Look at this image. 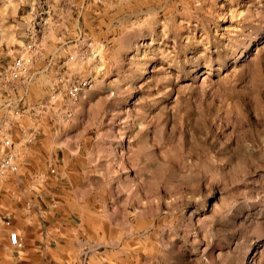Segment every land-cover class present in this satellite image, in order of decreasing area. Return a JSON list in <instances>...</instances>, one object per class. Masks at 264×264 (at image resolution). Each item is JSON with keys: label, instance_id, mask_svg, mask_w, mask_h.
<instances>
[{"label": "rangeland", "instance_id": "obj_1", "mask_svg": "<svg viewBox=\"0 0 264 264\" xmlns=\"http://www.w3.org/2000/svg\"><path fill=\"white\" fill-rule=\"evenodd\" d=\"M29 45L0 131L70 175L77 264H264V0H0V72Z\"/></svg>", "mask_w": 264, "mask_h": 264}, {"label": "crops", "instance_id": "obj_2", "mask_svg": "<svg viewBox=\"0 0 264 264\" xmlns=\"http://www.w3.org/2000/svg\"><path fill=\"white\" fill-rule=\"evenodd\" d=\"M42 74L39 68L38 76L36 75L37 77L28 85L29 88L25 92L27 100L35 91L43 94L42 83L39 81ZM16 84L21 85V83ZM10 95L9 93L8 97ZM1 96L4 97V101L7 100L4 94ZM12 127L0 131V152L4 149L2 141L12 139L10 138L12 136L15 139V141L12 139V143L13 149L17 150L20 171L18 174L0 178V264H65L68 262L77 264L76 241L75 237L70 235L73 228L70 224L62 223L59 217L60 213L69 214L70 206L67 208L68 204H63L64 208L68 209L67 212L61 207L50 210L43 208V204L48 207L45 196H52L51 199L56 203H60L61 198L71 203V196L68 198L59 195L62 188L57 184L66 180V176L69 178L70 175L61 173L57 168L55 174L49 172L52 167L55 168L56 163L52 159L53 155L46 153L44 140L26 142L25 137L31 130V133H39L38 126L20 127L18 125L16 129ZM49 150L52 152V148ZM43 182H46L47 186L40 184ZM52 187L54 192L49 191ZM65 192L69 195L68 191ZM56 195L58 199L55 198ZM61 210L64 211L61 212ZM46 216L48 223H46ZM6 220H9L10 227L5 223ZM64 230H67V238L64 233H61ZM11 232H17L23 239L24 249L17 250L12 246ZM71 251H73L72 254Z\"/></svg>", "mask_w": 264, "mask_h": 264}, {"label": "built area", "instance_id": "obj_3", "mask_svg": "<svg viewBox=\"0 0 264 264\" xmlns=\"http://www.w3.org/2000/svg\"><path fill=\"white\" fill-rule=\"evenodd\" d=\"M33 51L34 47L32 45L24 47L20 55L15 57V59L0 72L1 93H4L9 87H13L16 83L28 85L33 81L36 75ZM88 84L89 83L86 81H81L78 85L71 88V97H75V95ZM9 106L10 105H7V107ZM2 145L4 149L0 152V175L5 177L17 173L19 171V164L16 160V155L11 152V149H13L11 139H4ZM10 241L13 247L21 248L23 246L22 240L16 232L10 234Z\"/></svg>", "mask_w": 264, "mask_h": 264}]
</instances>
